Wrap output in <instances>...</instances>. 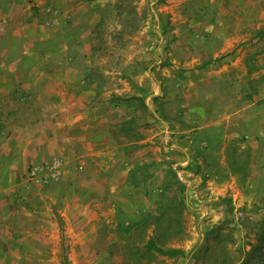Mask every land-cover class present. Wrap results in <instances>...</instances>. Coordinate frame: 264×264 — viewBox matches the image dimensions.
Segmentation results:
<instances>
[{"label":"rangeland","instance_id":"rangeland-1","mask_svg":"<svg viewBox=\"0 0 264 264\" xmlns=\"http://www.w3.org/2000/svg\"><path fill=\"white\" fill-rule=\"evenodd\" d=\"M245 256L264 264V0H0V264Z\"/></svg>","mask_w":264,"mask_h":264},{"label":"trees","instance_id":"trees-1","mask_svg":"<svg viewBox=\"0 0 264 264\" xmlns=\"http://www.w3.org/2000/svg\"><path fill=\"white\" fill-rule=\"evenodd\" d=\"M87 1H91V0H87ZM146 247L148 249H155L157 252L161 253V254H167V255H170V256H173V255H178V254H181L183 255V251L180 250V249H162L160 247H158L153 238H150L146 244ZM246 255L249 256L251 255V252H246ZM240 264H248V259L247 257L245 256L244 259L241 261Z\"/></svg>","mask_w":264,"mask_h":264},{"label":"crops","instance_id":"crops-1","mask_svg":"<svg viewBox=\"0 0 264 264\" xmlns=\"http://www.w3.org/2000/svg\"><path fill=\"white\" fill-rule=\"evenodd\" d=\"M146 89H147V88H146ZM146 89H145V90H146ZM105 120H106V119H102L101 121H105ZM107 120H108V122H110V120H109V119H107Z\"/></svg>","mask_w":264,"mask_h":264}]
</instances>
